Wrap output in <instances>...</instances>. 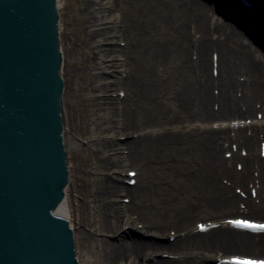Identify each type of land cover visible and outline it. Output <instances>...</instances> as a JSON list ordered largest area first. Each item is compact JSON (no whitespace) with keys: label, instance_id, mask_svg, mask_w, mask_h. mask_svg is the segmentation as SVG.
Listing matches in <instances>:
<instances>
[{"label":"bare ground","instance_id":"1","mask_svg":"<svg viewBox=\"0 0 264 264\" xmlns=\"http://www.w3.org/2000/svg\"><path fill=\"white\" fill-rule=\"evenodd\" d=\"M59 2L55 0L57 13ZM75 2L76 29L82 30L84 39L79 42L86 50L81 51L82 61L75 64L77 71L72 72L80 74L82 82L77 91L83 97L80 107L83 121L73 129V138L90 134L85 146L103 156V172L94 175L100 183L94 189L90 183L79 186L78 192L83 195L81 203L85 206L90 203L93 210V217L85 221L92 230L84 232V238L93 239L96 245L100 243L98 249L102 244L109 248L102 257L95 253V259H85L92 264H209L205 261L211 259L213 264H234V256L264 260V257L234 253L220 257L210 254L223 249L264 252V230L247 232L233 226L230 219L225 220V214L231 211L264 216V156L260 154L264 151V15L255 13L261 4L253 1L248 6L241 0H172L170 3L160 0V5L155 0H135L138 11L130 14L129 26L122 27L126 45L120 49L107 42L115 34L107 27L101 0ZM213 11L226 19L213 21ZM160 17L170 25L162 35L151 29ZM56 25L59 37L58 18ZM191 30L200 34L195 46ZM253 44L255 47L250 48ZM74 46L81 47L78 42ZM208 48L216 64L215 76L208 73L213 66ZM193 49L195 58L191 54ZM117 53L124 56L123 64L112 57ZM143 55L148 62L144 71ZM149 61L155 63L150 65ZM121 65L123 69L118 70ZM161 65L164 68L167 65L166 73H159ZM61 67L62 56L59 75L63 81ZM86 68L94 72L82 74L81 70ZM117 71L123 75L118 77ZM119 84L122 95L118 101L111 89ZM61 101L62 93L59 113L63 138ZM172 101L177 104L176 112L171 107ZM143 103L151 108V121L162 118V124L150 126L159 128L130 126L137 120ZM259 112L257 120L254 114ZM116 117L121 118L120 124ZM215 121H220L218 126L209 125ZM134 133L135 136H128ZM124 134V138H115ZM97 136L124 141L125 145L100 142L93 146L91 143ZM175 144L179 149L184 144L188 150L197 148L194 157L202 160L203 168L199 183L188 182V176L184 181H174L170 175L157 178L147 173L149 163L143 158L147 153L143 146L168 171L179 173L181 165L187 169V164L194 161L193 156L188 150L178 152ZM63 148L65 151L64 141ZM239 150L245 152L240 154ZM214 162L229 184H218L212 190L210 182L215 185L217 177H210ZM126 166L133 167L125 169ZM111 169L115 174L119 169L121 175H112L108 172ZM134 177L133 183L124 181ZM257 179L258 202L250 195L251 184L256 185ZM66 181L62 187L64 195L50 213L68 219L74 247L76 227L69 218V175ZM239 191L242 197L237 194ZM201 192L212 196L213 203L194 202V193ZM121 195L125 200H120ZM247 195L245 199L243 196ZM250 219L264 223V219ZM202 225L206 226L204 230L199 229ZM124 226L134 229H123ZM110 232L116 235L113 239L107 236Z\"/></svg>","mask_w":264,"mask_h":264},{"label":"water","instance_id":"2","mask_svg":"<svg viewBox=\"0 0 264 264\" xmlns=\"http://www.w3.org/2000/svg\"><path fill=\"white\" fill-rule=\"evenodd\" d=\"M57 18L55 0H0V264H77L50 213L68 175Z\"/></svg>","mask_w":264,"mask_h":264},{"label":"rangeland","instance_id":"3","mask_svg":"<svg viewBox=\"0 0 264 264\" xmlns=\"http://www.w3.org/2000/svg\"><path fill=\"white\" fill-rule=\"evenodd\" d=\"M129 1L130 3L128 4ZM133 1L135 2V0H101V4L104 7V9L106 10V21H108L107 23V27L108 29H112L113 30V34H115L109 41H107L110 45H114L116 48H122L123 46L126 45V41L124 40L123 36H122V27H127L128 22L130 21V14H135L138 11L137 6L133 3ZM157 1V3L160 2V0H155ZM170 1L172 0H168V2L170 3ZM204 1V0H202ZM128 4V6H124L125 4ZM206 3V1H205ZM76 2L75 0H60L59 2V7H58V27H59V48L61 51V56H62V67L60 70L61 76L63 78L64 81V88H63V92H62V101H61V107L63 109V115H62V121H63V141H64V147H65V152H66V156H67V168H68V175H69V190H68V203H69V209L71 211V217H69L72 221V223L75 225L76 230L75 232H73V236H74V248H75V256L78 260L79 264H92L91 262H89L88 260H86L87 258L89 259H95L97 256L95 253H98V255H100L102 257V255L106 254L108 252V247L106 248V246H104L102 244V248L98 249L100 247V243H98L97 245L95 244L94 240H88L86 241L84 238V232L86 231H91L92 227L86 225L85 221L86 220H90L93 217V210L91 208L90 203H88L86 206L83 205L82 202V197L83 195L80 194L79 191V186L81 183L85 182V183H90V187L91 189H94L95 184L98 185L99 180L98 178L96 179V177L94 175H98V173L103 172L101 167L103 166L102 158L103 156H101L100 154H96L94 153L91 148L92 147H86L85 145L87 144L88 140H89V136L88 135H84V136H77L76 138H73V129H75V126L77 124H80L83 120L82 116V110L80 109V107H83V97L81 96V93L77 91L79 84L82 82L80 74H73L72 72L77 71L75 64H77L78 62L82 61V53L81 51L86 50L85 48H83V44H81L82 42H79L81 40L84 39L83 33L76 29L77 27V22L78 20L76 19L78 17V13L77 10L75 8ZM161 5V2H160ZM170 5V4H169ZM172 5V4H171ZM170 5V6H171ZM161 9V7H160ZM159 11V10H158ZM214 12V11H213ZM215 13V14H214ZM213 13V21H216L217 18V22H222L224 21L225 17L221 16L220 14L214 12ZM261 14V13H259ZM215 16V18H214ZM177 26V24L175 25V27ZM170 25L168 23H166V21L160 17L157 19V21L155 23H153L152 28L153 32H157L160 35H162V33L164 34V32H167L169 30ZM183 27H185V25L183 24ZM190 33V32H189ZM191 34H192V38H193V45L195 46L198 42H197V37L198 35H200L199 33H195L194 31L191 30ZM78 42L81 47L78 48L76 46H74V43ZM211 46V45H210ZM209 46V47H210ZM250 47V46H249ZM255 46H251L250 48H254ZM249 48V49H250ZM251 50V49H250ZM83 51V52H84ZM208 51V58L210 59V62H213V53L211 52L210 56V48L207 49ZM191 54L193 55V57H196V50H192ZM256 54L258 55V53L256 52ZM130 57V54L128 55ZM134 56V55H133ZM144 56V61H143V68L142 70L144 71L146 68V65L148 62H146V56ZM115 59H117L119 64H123V55L120 53H117L116 55L114 54ZM261 58V57H260ZM263 58V57H262ZM215 60V59H214ZM128 62H130V58L128 60ZM150 65L154 64L155 62L153 61H149ZM89 64V61L88 63ZM215 63L213 62V66L211 65V69L209 68L208 73L209 74H213L214 76L217 74V69L215 68ZM158 65V63H157ZM131 70L133 69V67L130 65ZM122 70L123 67L121 65V67L118 70ZM159 69H161V71H159L160 74H162L164 71L165 73L167 72V65L165 66V68L161 65L159 66ZM162 69H164L162 71ZM111 70V69H110ZM82 74H86L89 72H94V70H91L90 68H86L84 70H81ZM123 75V73H119L117 71V76L121 77ZM110 77L111 76L109 75ZM142 76H144L142 74ZM145 78V77H144ZM120 89V90H119ZM113 96H115L117 98V100L119 101L121 99V95H122V86L119 84L118 87H113L111 89ZM84 104H87V102ZM171 107H173L175 110L174 112L177 111V104L176 102L172 101L171 103ZM257 120L260 119V115L261 113L259 112L258 115L254 114ZM160 121L158 122H153L151 120H153V113L151 111V108L147 105V103H143V105L140 107L139 109V113L137 116V120L134 119V123H132V125H130L131 127H149L147 129H157L159 128V126L156 127H150L152 125H158V124H162V118H158ZM120 120L121 118H117L116 117V121H118L117 123L120 124ZM114 122V120H113ZM220 123V121H215V123H209V125L215 124V126H218ZM118 125V124H117ZM204 127H206V125L203 124ZM135 131V130H134ZM136 132V131H135ZM138 133V132H137ZM136 133H134L133 135H128L130 136H135ZM99 135V134H98ZM91 136V135H90ZM100 136V135H99ZM109 136V135H107ZM126 136V134L124 135H119L115 138H124ZM95 137V136H94ZM128 137V138H129ZM98 139H95L93 141V146L100 144V142H106L109 144H114V142H116L117 144H123L122 146L125 145L124 141H111L112 139H102V137H98ZM104 138V136H103ZM109 138V137H108ZM163 139H165L164 137H162ZM167 145V143H166ZM185 145V144H184ZM182 145V147H180L181 150L184 151V153H186L185 149L186 147ZM143 148L145 149V151H147L146 155L143 156V158H145L146 162H148L149 164H147V173L149 172V174L151 175H155L157 178H162V177H167L169 176V178H174V181H178V180H182L184 181L187 178V181H192L193 182H198V179L200 177H202V172H203V168L201 165L202 160L199 158L194 157V154L196 153V149L197 148H193L192 150H188L190 154H192L194 161L190 162L189 164H187L188 166L187 169L184 166H180L178 167L181 171H179V173H175L168 171V168L161 166V161H157V160H153L154 156L151 155L150 151H148L146 149V147L143 146ZM174 148V146H173ZM175 149H177V151L179 152L180 149L176 146L175 144ZM223 150V149H222ZM221 150V152H222ZM258 154L260 153L258 147H256L255 150ZM241 152V153H240ZM245 150H239V153L242 154L244 153ZM199 153V152H198ZM223 153V152H222ZM197 154V153H196ZM260 154H262V156H264V151L261 152ZM223 155V154H222ZM198 156V155H197ZM223 157H225L223 155ZM148 159V161H147ZM151 160V162H150ZM124 162V161H123ZM163 163V162H162ZM216 162H214L213 164V168H212V174H211V179L212 176L213 178L216 177L214 180L216 181L215 185L212 183V181L210 182V188L213 190L215 186H217L219 184H229L228 182H226V180H224L225 178H227L225 176V174L223 175V172L221 173L220 171V167L217 166V164H215ZM237 163H233L235 165V170L237 169ZM232 164V166H234ZM133 166H126L124 167L125 169L127 168H131ZM123 168V170L125 171V169ZM118 172H116L117 175H121L119 169ZM134 171V170H133ZM109 173H111L112 175H116L115 171L113 172V169L108 171ZM123 174H126L125 172H123ZM264 174V172H263ZM174 175V176H171ZM131 177V175H129ZM134 176V175H133ZM259 176V175H258ZM204 177V175H203ZM256 177V175L254 176ZM264 177V176H263ZM100 179V178H99ZM131 179H136V177L131 178ZM125 182L129 181V179H124ZM251 184V181H249ZM258 179L255 180V184L256 185H252V190H251V197L253 198V200H255L256 202H258V188L260 184H257ZM215 190V189H214ZM232 190V189H231ZM257 190V191H256ZM263 190V189H262ZM257 192V193H256ZM262 193L264 194V191H262ZM240 195V197H242L243 193H241V191H239V193H237ZM255 194H257V196H255ZM249 195V194H248ZM247 196H243L245 199ZM264 196V195H263ZM250 198V197H249ZM193 201L194 202H202V203H207L211 204V202L213 203L214 199L212 198V196L210 197L207 193L201 192V193H194L193 195ZM120 200H125V197H123L121 195ZM239 208V207H238ZM241 208V207H240ZM226 219L225 220H229L231 219L230 217H248V218H257V219H264V216H260V215H254L252 213H244V212H234L231 211L229 213L225 214ZM229 218H228V217ZM203 222L204 220H198L197 222ZM195 226V225H194ZM123 229H134L133 227L130 226H124ZM108 238L113 239L116 235L115 233H109ZM97 247V248H96ZM228 251H236V252H228ZM236 254V255H248V256H259V257H264V252H260L257 251V249H255V252H246L241 251V250H236V249H228L225 250L223 249L220 253L216 254V253H210L212 255H216L217 257H220L221 255H229V254ZM162 255V254H161ZM86 258V259H85ZM85 259V260H84ZM212 260V259H211ZM205 261L209 264H213L212 261Z\"/></svg>","mask_w":264,"mask_h":264},{"label":"snow or ice","instance_id":"4","mask_svg":"<svg viewBox=\"0 0 264 264\" xmlns=\"http://www.w3.org/2000/svg\"><path fill=\"white\" fill-rule=\"evenodd\" d=\"M238 223L244 227L257 228L260 230H264V225H252L247 221H240ZM234 264H264V261L236 260L234 261Z\"/></svg>","mask_w":264,"mask_h":264}]
</instances>
